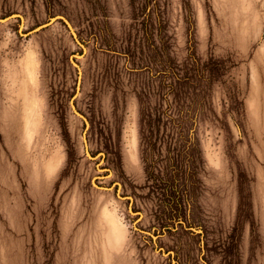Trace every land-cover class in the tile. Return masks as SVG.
Returning a JSON list of instances; mask_svg holds the SVG:
<instances>
[{"label":"rangeland","instance_id":"rangeland-1","mask_svg":"<svg viewBox=\"0 0 264 264\" xmlns=\"http://www.w3.org/2000/svg\"><path fill=\"white\" fill-rule=\"evenodd\" d=\"M0 264H264V0H0Z\"/></svg>","mask_w":264,"mask_h":264},{"label":"water","instance_id":"water-1","mask_svg":"<svg viewBox=\"0 0 264 264\" xmlns=\"http://www.w3.org/2000/svg\"><path fill=\"white\" fill-rule=\"evenodd\" d=\"M47 26H48V25H45V26L41 27L40 29L45 28V27H47ZM40 29H37V30H35L34 32H37V31H39Z\"/></svg>","mask_w":264,"mask_h":264}]
</instances>
